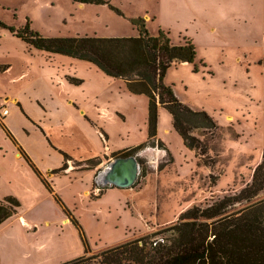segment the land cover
I'll return each instance as SVG.
<instances>
[{"label":"rangeland","instance_id":"1","mask_svg":"<svg viewBox=\"0 0 264 264\" xmlns=\"http://www.w3.org/2000/svg\"><path fill=\"white\" fill-rule=\"evenodd\" d=\"M107 1L124 16L107 4L0 0V20L19 27L29 19L44 36L113 37L136 36L128 19L141 16L153 35L161 29L173 43L189 39L198 70L185 62L172 64L164 83L183 103L215 119L213 136L194 132L206 140L214 164L199 162L174 130L170 113L159 106L157 137L167 150L145 146L134 154L142 163L131 187L99 182L98 173L117 157L111 153L97 165L70 156L65 170L51 173L62 163L61 150L93 156L102 154L104 145L120 150L144 142L147 97L129 92L89 61L35 49L0 28V107L7 109L0 122L12 135L0 125V200L13 195L20 202L19 212L0 222V264H59L84 254L63 205L19 158L18 146L78 219L89 243L86 255L152 232L163 234L188 207L237 192L261 159L264 0ZM77 107L107 129V140L76 114ZM211 174L217 176L214 183ZM262 198L264 191L230 211Z\"/></svg>","mask_w":264,"mask_h":264},{"label":"trees","instance_id":"2","mask_svg":"<svg viewBox=\"0 0 264 264\" xmlns=\"http://www.w3.org/2000/svg\"><path fill=\"white\" fill-rule=\"evenodd\" d=\"M72 1L107 4L115 13L124 16L118 7L107 0ZM128 20L135 27L136 36H44L31 27L29 19L19 27L7 25L0 20V28L8 29L12 35L35 49L89 61L104 74L122 79L129 92L147 97L145 141L114 151L112 156L134 155L145 146H158L167 150L157 137L158 108L162 106L170 113L172 126L184 145L194 151L199 162L212 166L214 159L208 155L206 140L194 132L202 130L206 131L204 135L213 136L218 128L215 119L209 112L192 109L183 103L172 86L164 83L166 71L172 64L185 62L193 64L194 71L198 70L195 45L187 38L182 43H173L161 29L157 35L151 34L146 20L141 16ZM200 63L205 66L202 61ZM69 80L76 84L82 81L76 77H70ZM0 125L11 137L4 123L0 122ZM18 147L20 155L54 199L63 205L66 217L78 230L83 244L84 254L59 264H264V198L230 211L235 205L249 202L264 191V148L250 180L237 192L218 197L204 206L194 204L188 207L180 213L177 221L163 229L161 235L160 232H152L105 248L96 254L86 255L90 251L89 243L78 219L64 206L29 156ZM60 152L62 163L51 173L67 168V160L71 157L66 152ZM85 161L93 162L92 165L101 162L99 156ZM137 161L142 163L140 158ZM210 178L214 183L217 176L211 174ZM19 206L20 202L15 196H4L0 200V222L16 213Z\"/></svg>","mask_w":264,"mask_h":264},{"label":"water","instance_id":"3","mask_svg":"<svg viewBox=\"0 0 264 264\" xmlns=\"http://www.w3.org/2000/svg\"><path fill=\"white\" fill-rule=\"evenodd\" d=\"M139 172V163L134 155L118 157L98 173L99 182L115 187H131Z\"/></svg>","mask_w":264,"mask_h":264},{"label":"crops","instance_id":"4","mask_svg":"<svg viewBox=\"0 0 264 264\" xmlns=\"http://www.w3.org/2000/svg\"><path fill=\"white\" fill-rule=\"evenodd\" d=\"M79 5H84V3H79ZM129 21V20H128ZM130 22V21H129ZM131 23V22H130ZM132 25V24H131ZM133 26V25H132ZM135 28V27H134ZM137 35V34H136ZM116 79H118V80H120L123 84H124V82L121 80V79H119V78H116ZM125 85V84H124ZM9 97L8 96H6L5 97V99L4 100H7ZM13 101H15L16 102V98H13L12 99ZM0 108H4V107H0ZM158 110H160V107L158 108ZM76 114H81V116L84 118V119H86L88 122H90L92 125H94V127H95V129L100 133V135H101V137H104V140H107V136H108V131H107V129L104 127V126H102L100 123H97L98 122V120H97V122H96V119L94 118H92L90 115H89V113H88V111L86 110V108L85 107H81V108H79V107H77V110H76ZM5 116H2L1 118H4ZM59 127H63V124H61ZM104 127V128H103ZM132 147V146H131ZM63 148V147H62ZM126 148H129V147H126ZM125 149V148H124ZM121 150V149H120ZM61 151H63V152H66L67 154H69L72 158H83V159H88V158H91V157H97V156H99V157H104V156H109V153H112V152H114V151H118V150H110L109 148H108V145H104V150H103V153L101 154L100 152L98 153V155H93V156H73V155H71L70 153H68V151L66 150V149H64V150H61ZM20 154V152L19 151H17V155H19ZM100 154V155H99ZM21 157H23V156H19V158H21ZM24 158V157H23ZM29 158H30V156H29ZM110 157H108L107 159H109ZM62 160H63V157H62ZM50 171V170H49ZM50 173V172H49ZM48 173V174H49ZM19 212V210L16 212V213H14V214H17ZM13 214V215H14ZM21 218L23 219V217L21 216ZM68 218L66 217L65 218V220H67Z\"/></svg>","mask_w":264,"mask_h":264},{"label":"built area","instance_id":"5","mask_svg":"<svg viewBox=\"0 0 264 264\" xmlns=\"http://www.w3.org/2000/svg\"><path fill=\"white\" fill-rule=\"evenodd\" d=\"M5 114H7V109L6 108H4V109H2L1 111H0V115H5Z\"/></svg>","mask_w":264,"mask_h":264},{"label":"flooded vegetation","instance_id":"6","mask_svg":"<svg viewBox=\"0 0 264 264\" xmlns=\"http://www.w3.org/2000/svg\"><path fill=\"white\" fill-rule=\"evenodd\" d=\"M130 156V155H129ZM135 156V155H134ZM116 158H118V157H116Z\"/></svg>","mask_w":264,"mask_h":264}]
</instances>
